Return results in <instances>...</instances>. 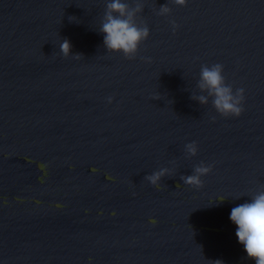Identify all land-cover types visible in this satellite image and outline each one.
I'll use <instances>...</instances> for the list:
<instances>
[{
	"label": "water",
	"instance_id": "obj_1",
	"mask_svg": "<svg viewBox=\"0 0 264 264\" xmlns=\"http://www.w3.org/2000/svg\"><path fill=\"white\" fill-rule=\"evenodd\" d=\"M107 2L0 0V264H254L229 217L264 191V0H126L150 33L131 59L103 45ZM215 63L239 118L191 99Z\"/></svg>",
	"mask_w": 264,
	"mask_h": 264
},
{
	"label": "clouds",
	"instance_id": "obj_2",
	"mask_svg": "<svg viewBox=\"0 0 264 264\" xmlns=\"http://www.w3.org/2000/svg\"><path fill=\"white\" fill-rule=\"evenodd\" d=\"M176 6L184 7L187 0H173ZM143 11L139 2L129 4L126 0H108L100 23L99 33L103 35V45L111 54H122L125 58H134L140 46L149 38V29L146 25L137 23V17ZM171 9L165 5L160 7L159 15H169ZM173 23L175 29L177 25ZM60 52L67 58L73 56L80 59V54H72L71 43L64 39L60 44ZM222 64L202 65L197 88L200 95H191V99L201 106H206L209 98L212 107L223 118H239L244 109V89L233 92L231 85L226 83L223 75ZM112 103V98H108ZM188 156L197 155L198 147L195 142L185 145ZM212 171L211 166L201 163L193 170L192 175L181 176L180 179L187 186H202V177ZM168 168H162L151 175L144 177L155 188L161 187L160 181L170 176ZM222 203V202H221ZM229 219L236 226V237L243 246L249 260L254 264H264V191H258L250 197V202H245L233 207ZM210 264H222L221 261H210Z\"/></svg>",
	"mask_w": 264,
	"mask_h": 264
}]
</instances>
